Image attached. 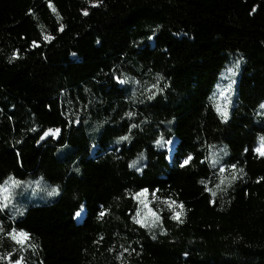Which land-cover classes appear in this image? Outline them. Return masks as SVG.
I'll return each mask as SVG.
<instances>
[{
  "label": "trees",
  "instance_id": "1",
  "mask_svg": "<svg viewBox=\"0 0 264 264\" xmlns=\"http://www.w3.org/2000/svg\"><path fill=\"white\" fill-rule=\"evenodd\" d=\"M96 3L0 0V182L24 181L0 221L36 245L20 251L0 233V255L264 264V156L253 151L264 136V0ZM234 57L241 66L224 120L211 98ZM48 129L59 139L41 140ZM161 136L177 140L171 158L155 144ZM142 189L162 207L155 226L135 222ZM170 200L183 203L182 223Z\"/></svg>",
  "mask_w": 264,
  "mask_h": 264
},
{
  "label": "snow or ice",
  "instance_id": "2",
  "mask_svg": "<svg viewBox=\"0 0 264 264\" xmlns=\"http://www.w3.org/2000/svg\"><path fill=\"white\" fill-rule=\"evenodd\" d=\"M100 0H97V3L94 6H98L99 5ZM85 15H87L88 13L85 11L84 13ZM61 30H62V26H61ZM155 37H150V39H153ZM35 43V42H33ZM239 65H240V61H236L234 68L233 69H229V71L234 72L235 70L239 69ZM115 79L117 80V82L119 84H126L129 83V78L125 77L123 79H121L120 77H115ZM139 83V82H137ZM157 85H152V88H156ZM149 91H151V89H149ZM160 91H163V89H160ZM153 95H155V93H153ZM152 96H149V99H152ZM261 108H264V104L260 105ZM128 116H132L133 113H128ZM223 118L226 120L227 119V111L225 110V112L223 113ZM133 128L137 127V125H132ZM61 132L60 129H48L46 130L42 136H41V140L48 138L49 136H52L56 139H59V133ZM121 140H128L129 137L128 136H124L120 138ZM173 143L172 140H166L163 136H161L159 139H157L155 141V144L157 146L163 147L165 145H171ZM259 147H256L255 149H253V151H255L256 153H259L260 156H264V136H261L259 138ZM245 151L247 152L248 149H245ZM193 159V157L191 155L187 156L182 162H181V167H184L185 165L189 164V162ZM139 163V159L138 160H134L131 162V164L129 165L130 167L136 168L137 164ZM213 165L219 163L218 160H213L212 161ZM232 169V176L230 179L225 178L227 180L228 185L230 186L232 181L236 180L238 178L237 176V169L235 165H231L230 166ZM79 169H77L78 171ZM138 171H142L141 168H137ZM225 168L221 167L220 168V172L223 173L225 172ZM238 172L242 173L243 169H239ZM262 180H264V177L261 178ZM225 182V180H221V184H223ZM201 183H203V181H201ZM24 184V181H21L19 179H17L14 176H10L8 178H6L3 182H0V210H4L6 208L9 207V205H11L13 203V200L15 199V196L17 195L16 190L19 189L22 185ZM37 186H39V182H37ZM216 188L218 190L223 191L224 189H221L220 184L216 185ZM206 191H208L212 197L216 196V191H213L210 188H206ZM59 187H54L51 189V191L48 192L49 196H54V195H58L59 194ZM148 192V189H142L139 193L136 194L137 198L142 197L145 195V193ZM211 203H215L214 200L210 201ZM141 203H143V201H141ZM169 206L173 208V219L179 221V222H183V220L181 219L182 215H183V209H184V205L183 203H178L176 201H168ZM80 210L77 211L75 213L76 216H81L82 213L84 212V206L80 205L79 206ZM99 216L103 217L105 216L106 212L105 211H99ZM140 216V213H137V217ZM151 216L153 217V219L151 220V222L149 223L148 221H146L143 218H138L135 220L136 223L141 224L144 227H150V226H155L156 222L158 221L159 217L153 212L151 213ZM0 233H3L4 235L7 236V238H9L10 240H12L15 244H17L19 246V250L20 251H26L27 249L31 248V249H35L36 245L30 243L31 240V234L28 233L27 231L23 230V229H16V228H12L8 231L5 230L4 226H3V222L0 221ZM0 260H7L9 262V264H27L26 261V257L24 256H18V258L14 257V254L12 252H9L7 254L4 255H0Z\"/></svg>",
  "mask_w": 264,
  "mask_h": 264
},
{
  "label": "rangeland",
  "instance_id": "3",
  "mask_svg": "<svg viewBox=\"0 0 264 264\" xmlns=\"http://www.w3.org/2000/svg\"><path fill=\"white\" fill-rule=\"evenodd\" d=\"M236 61H240L239 69L235 70L234 72L229 71V69H233ZM240 66H241V59L240 57H234L228 67L222 72L219 81L215 85L214 88V94L211 98L212 104L215 106V108L218 110V113L220 116L223 118V113L225 110L227 111V118H228V110L230 108L229 102L231 100L232 96V89L234 85L238 82V77H239V71H240ZM262 112L264 113V108H261ZM225 120V119H224ZM227 120V119H226ZM173 143L171 145H165L166 150L168 151L169 157L171 158L175 147L177 145V140L172 139ZM260 146V144H259ZM259 154V153H258ZM26 198H32L34 197L33 194H26ZM139 202V213L140 216L139 218H143L148 222H151L153 217L151 216V213H155L157 216L159 215V211L162 209V207L157 204L153 200H149L146 195L137 198ZM143 201V203H141ZM166 208L170 210L173 214V208L169 206L168 204H165ZM84 216V212L82 213L81 216H77V220L81 221V219Z\"/></svg>",
  "mask_w": 264,
  "mask_h": 264
}]
</instances>
